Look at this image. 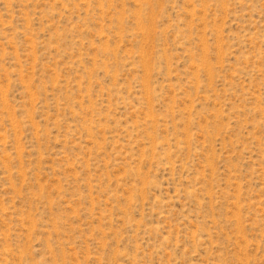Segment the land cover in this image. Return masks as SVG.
Returning a JSON list of instances; mask_svg holds the SVG:
<instances>
[{"label":"rangeland","instance_id":"374dc122","mask_svg":"<svg viewBox=\"0 0 264 264\" xmlns=\"http://www.w3.org/2000/svg\"><path fill=\"white\" fill-rule=\"evenodd\" d=\"M0 264H264V0H0Z\"/></svg>","mask_w":264,"mask_h":264}]
</instances>
